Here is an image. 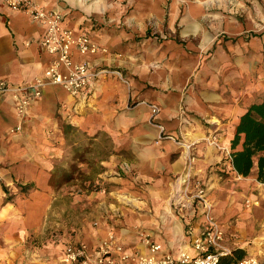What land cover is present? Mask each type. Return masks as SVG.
Masks as SVG:
<instances>
[{
    "label": "crops",
    "instance_id": "0c3cea01",
    "mask_svg": "<svg viewBox=\"0 0 264 264\" xmlns=\"http://www.w3.org/2000/svg\"><path fill=\"white\" fill-rule=\"evenodd\" d=\"M32 1L59 12L66 27L88 33L109 51L97 55L74 51L76 63L86 62L95 71L119 70L130 86L119 76L103 73L83 101L72 97L62 86L49 85L22 115L12 94H0V227L11 226L21 237L29 229L41 232L57 194V174L63 167L68 168L69 147L78 145L68 143L69 132L93 137L94 144L105 135L120 149H124L123 145L129 149L125 159L115 158L107 163L111 171L119 168L126 174L137 172L138 178L111 180L117 183L116 190L125 188L129 193L137 181L143 184L139 193L142 197L133 200L139 209L137 222L152 229L153 241L162 246L158 255L196 254L193 244L202 218L195 213L197 233L190 236L187 221H182L175 211L178 194L181 200L188 201L176 181L170 185L184 168L181 149L167 140L153 145L158 131L149 127L150 108L130 107L145 100L161 106L157 121L165 126V134L180 138L183 128L193 129L189 137L199 142L197 179L207 188L215 216L223 227L224 246L230 251L251 246L255 256L246 257L263 258L264 184L257 181L256 165L249 177L234 172L230 156L240 117L253 104L246 108L242 103L246 69L237 59L232 68L224 52L229 42L243 40V26L224 20L228 18L223 13L206 12L202 1L191 2L184 9L180 0H127L132 5L125 8L118 7L116 0ZM151 19L156 20L158 33L174 32L179 38L159 41L153 37L148 27ZM222 33L236 36H224L223 41H218ZM44 35L43 25L25 12L11 10L6 0H0V81L24 86L44 73L53 60L41 44ZM201 46L214 49V53L200 66ZM79 102L82 104L75 109ZM182 105L192 126H183L179 120ZM207 118L218 124H208ZM18 126L20 131L16 130ZM209 137L215 144L203 143ZM223 173L231 177L223 179ZM26 186L32 187L22 191ZM117 198L118 194L116 205ZM116 205L106 210L120 211L121 206ZM105 237L107 232L102 228L81 240L94 251ZM118 240L128 252L150 254L148 246L132 247ZM69 244L71 240L63 246L60 260Z\"/></svg>",
    "mask_w": 264,
    "mask_h": 264
},
{
    "label": "rangeland",
    "instance_id": "374dc122",
    "mask_svg": "<svg viewBox=\"0 0 264 264\" xmlns=\"http://www.w3.org/2000/svg\"><path fill=\"white\" fill-rule=\"evenodd\" d=\"M196 1L197 3L202 1L205 4L204 10L206 12L223 13L228 18L224 20L236 21L243 26L245 30L242 34L244 41L229 42L224 52H227L226 56L233 64L232 68L237 59L246 69L247 82L241 90V94H244L242 103L246 104L247 108L249 104L262 101L264 99V0H180L183 9L191 2ZM116 5L125 8L132 4L131 2L128 3L127 0H116ZM148 27L151 29L152 36L158 38L159 41L179 38L178 34H174V32L172 34L170 32L158 33V25L155 19L149 21ZM234 35L236 36V34L222 33L218 41L220 39L223 41L224 36L231 39ZM256 35L257 38L254 37ZM213 53L214 49L201 46L198 53L200 66ZM107 71V73L119 76L121 80L130 86L128 79L125 74H121V71L116 69ZM138 105L150 108L149 127L158 131L157 137L153 140V145L159 146L161 141L167 140L181 149L179 155L184 161V168L172 178L170 185L175 184L176 179L187 171L185 148L181 143H195L193 153L196 161L191 171L194 179L198 180L196 167L199 142L191 141L189 137L193 129L188 131L183 128L180 138L165 134V126L157 121V116L162 111L161 106L144 100L130 105V107L133 108ZM154 105L159 108L157 114H153L152 106ZM186 110L185 105L179 108V120L183 122V126H192L191 121L187 119ZM207 120L208 124L214 122L212 118H207ZM214 123L218 124V121L216 120ZM69 134L68 143L70 145L77 143L78 145L73 148L69 147L70 152L67 155V157L69 156L68 168L64 169L63 167V170L61 169L57 174L55 179L58 187L57 194L53 199L48 214L49 217L43 230L34 232L29 229L27 235L21 237L18 232H15L16 229L11 226L0 227V264H62L60 253L66 241L71 240L72 244L86 243L81 240L84 236H93L96 230L98 232L102 228L106 229L107 236L113 231L116 236H119V239L132 247L138 244L147 246V240L154 242L152 229L141 222H137L139 209L135 206V201L133 203L134 199L139 201L138 197H142L139 193L143 189V184L137 181L133 189L129 188L132 191L129 193L125 192V188H122L124 191L116 190L117 183L111 180L113 177L122 180L127 179L129 176L138 178L137 172L132 171V173L126 174L122 169L120 171L119 168L111 171L107 163H112V159L115 158L123 160L128 157V147L123 145L124 149H120V145L105 135L98 143L94 144L93 137L83 136V134L73 131H70ZM210 141H213V139L210 138L209 140L207 138L205 140L204 138L203 143H210ZM222 177L227 179L231 175L223 173ZM168 191L167 198L170 199L171 188ZM117 194L119 199L122 200L120 201L117 198L118 205L115 204ZM112 204L117 207L121 206L120 211L106 210ZM175 211H177V216L184 222L186 220L183 215H189L191 212L189 208H184L182 212H179L178 209ZM122 231H126L127 234H122ZM128 237H131V239L129 240ZM250 247L245 248L248 252L247 256H255L254 249Z\"/></svg>",
    "mask_w": 264,
    "mask_h": 264
},
{
    "label": "built area",
    "instance_id": "2783aa9c",
    "mask_svg": "<svg viewBox=\"0 0 264 264\" xmlns=\"http://www.w3.org/2000/svg\"><path fill=\"white\" fill-rule=\"evenodd\" d=\"M6 4L13 11L25 12L33 21L45 27L41 44L53 56V60L44 73L28 85L14 87L8 82L0 81V94H12L20 115L26 114L30 104L40 98L43 89L49 85L62 86L75 99L86 101L99 76L108 71L92 70L86 62L76 63L73 52L77 51L81 55H97L108 54V49L95 43L88 33L66 27L63 15L59 12L48 10L32 0H6ZM81 104L82 102L77 103L75 109ZM152 109L153 114L159 112L156 105L152 106ZM16 130L20 131L21 126ZM214 142L215 140L211 141L212 144H215ZM181 145L185 148L187 171L176 179V184L181 188L180 193L186 196L188 202L181 200L178 194L175 205L179 212L184 208L191 210L189 215H183L190 236L197 233L194 225L195 213L198 212L202 218L193 244L196 254L180 252L178 257L159 256L162 246L149 240L146 243L150 254L128 252L111 231L94 251L84 242L69 244L61 259L62 264H123L130 261H136L137 264H218L223 255L230 253L231 251L224 246L225 232L215 216L214 205L209 198L207 188L192 176L191 170L196 161L193 153L195 143H181ZM124 168L126 169L127 166ZM235 264H264V256L263 258L246 257Z\"/></svg>",
    "mask_w": 264,
    "mask_h": 264
},
{
    "label": "trees",
    "instance_id": "16d2710c",
    "mask_svg": "<svg viewBox=\"0 0 264 264\" xmlns=\"http://www.w3.org/2000/svg\"><path fill=\"white\" fill-rule=\"evenodd\" d=\"M231 150L233 171L249 177L256 165L257 181L264 184V99L250 105L240 117ZM30 187H22L21 190L25 192ZM4 190L8 193L6 187ZM246 256L247 251L238 248L223 255L218 264H235Z\"/></svg>",
    "mask_w": 264,
    "mask_h": 264
},
{
    "label": "bare ground",
    "instance_id": "6f19581e",
    "mask_svg": "<svg viewBox=\"0 0 264 264\" xmlns=\"http://www.w3.org/2000/svg\"><path fill=\"white\" fill-rule=\"evenodd\" d=\"M183 231V230H182Z\"/></svg>",
    "mask_w": 264,
    "mask_h": 264
}]
</instances>
